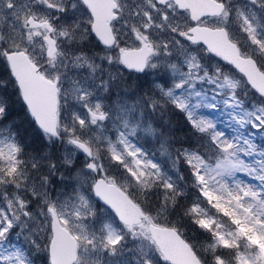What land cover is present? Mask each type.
I'll use <instances>...</instances> for the list:
<instances>
[{
    "label": "rangeland",
    "instance_id": "1",
    "mask_svg": "<svg viewBox=\"0 0 264 264\" xmlns=\"http://www.w3.org/2000/svg\"><path fill=\"white\" fill-rule=\"evenodd\" d=\"M217 1L225 4L227 17L223 14L220 18L205 19L199 25L226 29L230 39L239 46V51H245H240L241 55L255 60L264 73V48L253 42V35L258 41L264 42V9L260 4L253 5L250 1ZM8 3L9 0H0V48L4 46L7 50L26 51L34 63L44 65L42 70L47 78H57L59 100H63V103L66 100L68 110L73 106L64 123H69L70 133L80 132L92 136L91 152L98 176L116 184L125 193L143 192L151 183L162 182L167 188V184L174 186L176 182L178 170L173 168L174 161L170 159L169 151L175 142L172 138H162L159 132L161 117H155L158 123L154 125L152 119H147L143 114L141 102H129L133 97L126 102H117L119 100L116 98L120 92L129 90L124 87L127 83L121 90L117 89V77L121 74L120 62L119 72L113 70L117 69L119 61L117 49L135 48L139 40H146L153 49V55L141 78L152 83L154 95H161L164 102L183 113L195 130L201 132L195 127L201 121L211 122L213 127L201 132L209 134L216 148L213 152L216 158L207 163L214 167L215 161L223 158L222 153L227 144L231 145L228 151L232 153L233 162L241 166V170L232 176L209 177L208 189H215L219 195L220 183H226L235 194L239 192L236 187L239 181L242 187L252 186L256 191L264 192L257 179L264 175V103H260L234 71L211 58L200 46L193 47L183 40L186 29L191 25L187 14L177 12L174 7H156L153 0H117L119 18L113 26V32L118 43L114 51L100 50L97 54L89 38L91 19L78 0H51L56 6L52 8L41 0H11L14 5L12 8L8 7ZM59 10L65 11V17L61 19L60 11V20L54 22L52 27L58 50L51 62L46 64L47 47L44 40L47 30L39 25L44 19L52 23L60 14ZM245 18H249V23L255 29L253 34L247 30ZM72 38L85 43L84 49L74 43ZM0 65L3 66L1 57ZM109 89L117 90L113 95L117 102L115 105L105 99V95L110 93ZM168 92L172 95H167ZM181 104L183 107H179ZM97 105L100 106L99 111ZM149 106L151 108L153 102L149 101ZM89 112L97 115L103 113L105 119L93 123ZM189 113L192 119H189ZM7 130L0 131V177L4 181L0 183V194L3 192L0 196V213L16 214L21 219L16 223V231L0 246V264H49L48 248L52 237V220L46 209L49 205L55 207L60 225L78 243L79 264H165L149 238L146 225L127 229L103 206L96 205L94 197L88 194L96 178L94 175L90 177L89 184L83 183L84 188L73 182L69 193L74 198L70 202H66L67 198L63 194L59 200L58 194L47 195V180L43 193L45 200L36 203L38 195L34 187H25L27 174L7 175L10 163H16L20 168L22 154L19 140ZM169 131L176 138L175 129ZM98 144L105 147L110 163L105 162ZM9 145L17 146L20 151L13 154ZM67 153L72 158L77 154L72 150ZM151 164L157 168H152ZM114 165L120 166L126 176L117 172L113 175ZM51 174L58 175L54 170ZM83 179L84 176L79 177V181ZM195 185L200 194V203L194 204L192 208L198 207L203 213L202 217L196 218L210 217L217 221L219 217L217 225L221 233L229 239L233 238V234L238 236L233 249L217 248L225 264H238L239 256H245L250 264H254L259 249L250 247L248 239L239 236L238 227L229 217L216 208L210 212L213 202L207 200L196 181ZM223 198L227 202L228 197L224 195ZM20 200L25 202L26 209L19 207ZM50 201L58 204L48 203ZM9 203L13 206L9 207ZM241 204L243 207H233V210L242 220L250 214L248 227H252L257 219L264 224V207L257 200L244 198ZM29 208L30 214L23 215ZM245 208L249 209V213H245ZM148 221L155 224L151 218ZM198 227L202 230L199 224ZM109 231L115 232L120 238L115 248L107 245ZM211 237L213 249L216 241L212 234ZM205 248L209 250V247ZM16 253L20 256L17 257ZM209 254L214 264L216 255ZM5 257H9L7 262Z\"/></svg>",
    "mask_w": 264,
    "mask_h": 264
},
{
    "label": "trees",
    "instance_id": "2",
    "mask_svg": "<svg viewBox=\"0 0 264 264\" xmlns=\"http://www.w3.org/2000/svg\"><path fill=\"white\" fill-rule=\"evenodd\" d=\"M89 38L92 42V45L91 43L89 45L99 54L100 50L103 49L99 47L91 34ZM85 45V43L81 42L79 47L84 49ZM4 49L7 50L8 48H4V46L0 48V57L3 60L4 66L0 65V109H4V112L0 113V129L3 131L9 129L7 133L13 134L15 139L19 140L18 145L21 147L22 154L20 156L21 166L20 168L18 166V169L19 173L27 174L25 180L27 184L25 187L29 185L34 187V192L38 195L35 202L40 203L45 200L43 193L46 190L45 183L48 180L49 188L45 191L47 195L58 194L59 200L61 194H63L67 198L66 202H70V199L74 198L69 193L70 187L73 188V182L77 186L80 184L83 185L84 188L83 183L89 184L90 177L93 176L87 170L88 161L85 156L75 149L70 141L74 139L78 140L88 146L91 151L93 150L92 144L90 143L93 140L92 136L80 132H69V123L66 122L65 124L64 120L73 110V106L68 110L66 108V100H64V103L63 100H59L58 140L45 136L32 121V117L28 114L25 105L21 102L20 92L15 86L16 82L12 80L11 70L8 68L5 61L6 58L2 53ZM240 51L245 53L244 50L240 49ZM103 62H106V60ZM119 62L117 61V69L113 70H119ZM120 66L121 70L119 71L121 72H118L121 74L117 77V89L121 90L127 83V86L124 87L129 90L120 92L116 96L119 100L117 102H126L128 98L131 99L133 97L134 99L129 100V102H141L143 105V114L147 119H152L154 125L158 123L155 117H161L159 120V132L162 138L174 139L175 144L169 149L170 159L174 161L173 168L178 170L177 179L173 186L174 191L165 188L161 182L159 184L151 183L143 192L128 191L126 194L141 208L148 220L151 218L156 225L176 230L190 245L202 264H213L209 252L212 255L222 254L218 249L214 251L211 248V233L203 232L198 227L197 218L190 211L194 204L200 203V194L195 185L194 176L192 175L193 170L190 165L184 162L181 154L185 151H196L203 157H206V161L211 163L210 159L216 158V155L213 153L216 151V148L212 145L211 139L208 137L209 134L195 130L183 113L178 112L175 108L164 102L161 95H154L155 87L147 79L141 78L144 75L135 76L131 74L132 76H128L121 63ZM3 82L5 83L2 86L1 84ZM113 90L109 89L110 93H107L105 95L107 97L104 98L107 102L115 105L117 102L113 99V95L117 90ZM149 101L153 102L151 108ZM259 101L260 103H264V100L259 99ZM173 128L175 129L176 138H173V133L169 131V129ZM98 148L102 151L105 162L110 163L105 147L98 144ZM70 150L77 152L73 158L68 156L67 152H70ZM18 158L19 156L17 155ZM53 170L58 175L55 174L56 176H53L51 174ZM112 171L113 175L117 172L121 176H126V172L118 165H114ZM82 176H84V179L79 181V177ZM90 189L88 194L93 197ZM2 195L3 192L0 196ZM27 196H30L29 193H27ZM52 202L50 201L48 203L51 204ZM53 204L58 203L54 201ZM96 205L99 206L100 204L96 202ZM48 207H51V205ZM48 207L46 209L49 212ZM96 211L98 212V209ZM205 247H209V250L206 251ZM163 263L168 264L164 260Z\"/></svg>",
    "mask_w": 264,
    "mask_h": 264
},
{
    "label": "water",
    "instance_id": "3",
    "mask_svg": "<svg viewBox=\"0 0 264 264\" xmlns=\"http://www.w3.org/2000/svg\"><path fill=\"white\" fill-rule=\"evenodd\" d=\"M78 1L92 20L90 31L94 39L104 49L113 48L115 38L111 24L118 17L114 13L117 9L115 0ZM154 2L161 7L171 2L179 12H187L191 23L194 24L187 31L186 40L188 43L193 46H201L209 56L231 68L245 80L254 94L264 99V73L260 71L256 62L251 58L241 56L238 47L229 39L225 29L197 25L203 19L220 17L223 11L217 5L221 3L215 0H166L163 4L160 3V0H154ZM51 32L52 30H47L45 39L48 47L45 57L48 62H51L57 51L56 42L50 35ZM49 41L55 43L50 45ZM152 55V49L144 46L123 52L121 62L128 71L142 75ZM4 56L11 70V77L17 83V90L21 93V102L32 117V121L43 134L57 139V79L52 81L45 77L23 50L9 51L8 53L4 51ZM98 117L96 116V119H99ZM72 145L85 156L88 161L87 169L97 175V170L92 162V154L84 152L78 145ZM90 165L94 167H89ZM92 193L95 200L109 210L123 226L133 228L146 220V215L139 206L130 200L116 184L99 177L92 186ZM49 212L52 220L50 225L52 237L48 248L49 264H76L78 245L75 238L60 225L56 214L53 215L51 211ZM147 231L151 242L165 262L168 264H194L193 250L176 230L149 223Z\"/></svg>",
    "mask_w": 264,
    "mask_h": 264
},
{
    "label": "snow or ice",
    "instance_id": "4",
    "mask_svg": "<svg viewBox=\"0 0 264 264\" xmlns=\"http://www.w3.org/2000/svg\"><path fill=\"white\" fill-rule=\"evenodd\" d=\"M42 3L46 4L49 8L56 7L51 3V0H41ZM166 0H160V3H165ZM251 3L253 5L260 4V7L264 9V3H261V0H251ZM8 7L12 8L14 5L11 3V0H9ZM217 7L223 11V14L225 17H227V11L225 9V6L221 3L218 4ZM244 23L247 26V30L250 34H253L255 32V29L252 27V25L249 23V18L244 19ZM40 27H43L49 31H51V26L49 25V22L47 19L41 20ZM253 42L260 44L261 48H264V42L258 41L253 35ZM54 41H49L50 45H53ZM55 49L53 48V52ZM9 59H12V57H9ZM179 87V85H177ZM167 95L171 96L172 93L168 92ZM179 107H183V105H179ZM100 106L97 105V111H99ZM4 109H0V113H3ZM97 113H93V123H95ZM189 119H192V114L189 113ZM100 120L105 119V116L103 113L99 114L98 117ZM195 127H197L201 132H206L208 128L213 127L211 122L208 121H201L200 123L196 124ZM135 129H133V132ZM212 139H217V137H212ZM70 143L78 145L79 148L83 149L84 152L91 155V152L89 148L85 145L80 143L78 140H72ZM10 151L15 154L20 151V149L15 145H9L8 146ZM231 145L225 144L224 151L222 153L223 158L218 159L215 161V166H211L209 163L206 162V157H203L201 154H199L196 151H185L183 153V160L192 168V175L194 176V179L197 183V185L201 186V190L203 192V195L207 198L208 201L213 202V206L219 211L224 214V216L229 217L231 221L238 227L239 229V236H243L248 239L249 246L253 248H258L259 252L256 257V260L254 264H264V224H261L260 220H255L252 227H248V219L249 215H245L244 219L242 220L240 216L237 215V213L233 210V207L236 209H239L243 207L241 204V200L244 198H251L253 200H257L262 207H264V192L256 191L252 186L242 187L241 183L238 181L236 184L237 189H239L238 193H233L230 189L228 184L226 183H220V189L219 192L221 194H217V191L209 190L208 184H209V177L215 178V177H224V176H232L235 172H238L241 170V166L238 162H233L232 159V153L228 151V148H230ZM134 154V153H133ZM11 160V157H9ZM119 159V157H117ZM152 168H157L155 164L150 165ZM89 167H94L93 165H90ZM203 172V174H201ZM19 174V169L16 166V163H10L9 168L7 170L8 176H15ZM260 182V185L262 188H264V175H261L257 178ZM3 178L0 177V183H3ZM19 187V185H17ZM167 188L174 191L173 186L171 184L166 185ZM226 195L228 197L227 202H225L223 196ZM19 200V197H17ZM9 207H12L13 205L9 203ZM19 207L21 209H26L27 205L24 201H19ZM55 215V207L52 206L48 209ZM191 213L194 216L202 217L203 213L202 210L198 207H194L191 210ZM31 212V209H27V211H24L23 215L28 216ZM245 213H249V209L245 208ZM21 217L16 214L12 215H6L4 213H0V246L4 242H6V239L10 236L11 233L16 231V223L20 221ZM197 223L200 225V227L207 232L211 233L215 237L216 243L213 245V250L215 251L217 248L222 249H233L235 247V239L238 238L236 234H233V238L229 239L225 234H222L217 222L213 219L209 218H198ZM120 243V238L116 235L115 232L109 231L108 237H107V245L115 248ZM2 255V253H0ZM16 256L19 257L20 254L16 253ZM5 262L9 260V257L4 258ZM194 264H201L200 260L193 256ZM214 264H225V260L222 255L217 254L214 257ZM238 264H250V262L247 260L245 256H239L238 257Z\"/></svg>",
    "mask_w": 264,
    "mask_h": 264
},
{
    "label": "flooded vegetation",
    "instance_id": "5",
    "mask_svg": "<svg viewBox=\"0 0 264 264\" xmlns=\"http://www.w3.org/2000/svg\"><path fill=\"white\" fill-rule=\"evenodd\" d=\"M117 1V0H116ZM153 2H154V0H153ZM219 2V1H218ZM220 3H222V1L220 2ZM154 4H155V2H154ZM222 4H224V3H222ZM155 6L156 7H160V6H158V5H156L155 4ZM166 7H175L172 3H168V4H166L165 6H163L162 8H166ZM60 11H62V16H61V13H60ZM86 11V10H85ZM178 12V11H177ZM59 15L58 16H56V18L54 19V21H52V23H50L49 22V24L51 25V29H52V27H54L53 26V24H54V22L56 23V22H59V20H60V16H61V19H63L64 17H65V11L64 10H59ZM184 14H187V13H184ZM188 15V14H187ZM118 18H119V16H118ZM188 19H189V16H188ZM117 22V21H116ZM115 22V23H116ZM189 22H190V26L186 29V31H185V35H184V38H183V40L188 44V45H191V44H189L188 43V41L186 40V38L188 37L187 36V31L189 30V29H191L192 27H193V24L191 23V21H190V19H189ZM115 23H113V24H115ZM113 26V25H112ZM206 27H209V26H206ZM209 28H211V27H209ZM213 29H215V28H213ZM52 33H53V31H52ZM52 35V34H51ZM114 38H115V45H114V48H112V51L113 50H115V47H116V45H117V43H118V39L116 38V35L114 34ZM72 41L74 42V43H76L78 46H80L81 45V42L77 39V38H72ZM149 47V48H151V46L150 45H148L147 43H146V40H139V45H138V47H133V48H129V49H125L124 47H122V49H117V54H118V57H119V61H120V63H121V57H122V54H123V52H125V51H128V50H133V49H139V48H141V47ZM100 47V46H99ZM194 47V46H193ZM56 48H57V50H58V47H57V44H56ZM101 48V47H100ZM103 49V48H102ZM123 49H125V50H123ZM152 49V48H151ZM104 51H105V49H103ZM124 67V66H123ZM124 69H125V73L126 74H128V76H132V75H134V74H132V73H130L125 67H124ZM132 74V75H131Z\"/></svg>",
    "mask_w": 264,
    "mask_h": 264
},
{
    "label": "clouds",
    "instance_id": "6",
    "mask_svg": "<svg viewBox=\"0 0 264 264\" xmlns=\"http://www.w3.org/2000/svg\"><path fill=\"white\" fill-rule=\"evenodd\" d=\"M202 199H203V197H201ZM215 211V207L212 205L211 206V209H210V212H214ZM217 223H219V217H218V219H217V221H216ZM203 231H206V230H204V229H202ZM207 232V231H206Z\"/></svg>",
    "mask_w": 264,
    "mask_h": 264
}]
</instances>
